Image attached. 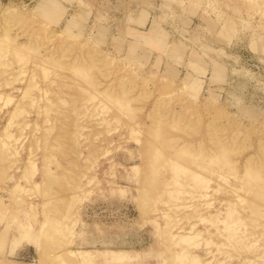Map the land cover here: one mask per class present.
I'll return each mask as SVG.
<instances>
[{"label":"rangeland","instance_id":"rangeland-1","mask_svg":"<svg viewBox=\"0 0 264 264\" xmlns=\"http://www.w3.org/2000/svg\"><path fill=\"white\" fill-rule=\"evenodd\" d=\"M84 1L0 0V245L31 244L0 264H264V0H155L169 77Z\"/></svg>","mask_w":264,"mask_h":264},{"label":"crops","instance_id":"crops-1","mask_svg":"<svg viewBox=\"0 0 264 264\" xmlns=\"http://www.w3.org/2000/svg\"><path fill=\"white\" fill-rule=\"evenodd\" d=\"M61 1L65 7L64 15L66 13L69 15L77 0ZM203 1L199 0L198 5L202 7L204 5ZM83 3V7L73 12L72 15L81 11L84 19L86 16L88 17L87 21L90 20L89 23H92V26L88 25V28L93 30L94 36L99 40L100 45H110L117 53L129 55V58H133V61L140 64V66L144 65L143 62H147L149 58V61H160V65L166 71V73L164 72L166 77H169L171 72L173 75L181 74L182 71L179 67L186 60L188 51L172 54L173 46L176 43L181 44L182 40L175 37L176 35L171 31L169 25L184 30L183 21L189 20L188 17L185 15L180 18L178 16L172 17L169 14L160 15L155 8L157 7L155 0H140L137 2L131 0L122 18L112 17L100 4L96 8L91 1H84ZM198 11L201 12L202 10L198 9ZM169 20L170 24H167ZM134 52L137 53L136 57H131L129 53ZM160 56L161 59L158 60ZM129 58L127 60H130ZM3 239L5 242L4 245H0V256L13 258L18 262H27L19 258V255L27 253L26 250L31 246L30 243L24 242L14 245L15 243L7 241L4 237Z\"/></svg>","mask_w":264,"mask_h":264},{"label":"bare ground","instance_id":"bare-ground-1","mask_svg":"<svg viewBox=\"0 0 264 264\" xmlns=\"http://www.w3.org/2000/svg\"><path fill=\"white\" fill-rule=\"evenodd\" d=\"M80 251V250H79ZM82 251V253L79 255V257H81L82 259H88V258H90L91 256L90 255H88V254H85L88 250H86V249H82L81 250ZM113 253V254H112ZM113 256V257H122L119 253H117V251H114L113 250V252H111L110 253V256ZM109 256V255H108Z\"/></svg>","mask_w":264,"mask_h":264}]
</instances>
